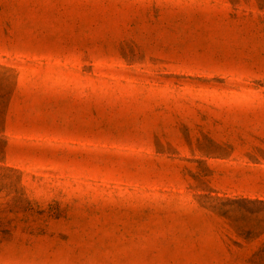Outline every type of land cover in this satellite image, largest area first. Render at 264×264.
I'll return each instance as SVG.
<instances>
[{
  "label": "rangeland",
  "instance_id": "374dc122",
  "mask_svg": "<svg viewBox=\"0 0 264 264\" xmlns=\"http://www.w3.org/2000/svg\"><path fill=\"white\" fill-rule=\"evenodd\" d=\"M0 264H264V0H0Z\"/></svg>",
  "mask_w": 264,
  "mask_h": 264
}]
</instances>
